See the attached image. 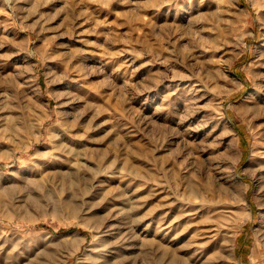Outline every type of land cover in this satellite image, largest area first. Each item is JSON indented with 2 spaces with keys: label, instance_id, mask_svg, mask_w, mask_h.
Masks as SVG:
<instances>
[{
  "label": "rangeland",
  "instance_id": "obj_1",
  "mask_svg": "<svg viewBox=\"0 0 264 264\" xmlns=\"http://www.w3.org/2000/svg\"><path fill=\"white\" fill-rule=\"evenodd\" d=\"M263 71L264 0H0V264H264Z\"/></svg>",
  "mask_w": 264,
  "mask_h": 264
},
{
  "label": "bare ground",
  "instance_id": "obj_2",
  "mask_svg": "<svg viewBox=\"0 0 264 264\" xmlns=\"http://www.w3.org/2000/svg\"><path fill=\"white\" fill-rule=\"evenodd\" d=\"M242 108H244V107H242ZM46 117H48V115H43V116L40 117V119H39V125L43 122V120ZM224 137H226V139L228 140V146H229V148H227V149L225 148L221 154H222L223 157L228 158V157H230L233 154L232 150L230 151V147H233L234 142L232 140L231 134L228 131H225L224 132ZM260 160L263 162V159H260ZM188 186H189L188 187V192L186 193V196L184 197V200H185L184 202L186 203V212H184L182 214V216H180V217H182V219L179 218L180 219V221H179L180 223H183V222L185 224L186 223H190L191 222L190 221L191 220L190 218H192L193 215L196 214V211H202V210H205L206 209L207 212H212V215L215 214V213L217 214V212L219 211V210H217V208L220 207V206H218V205L215 204L214 195L212 194V191H209V190H207L204 187H198L195 182L188 183ZM220 189L221 190H219V192L222 193L223 196L225 197V201L224 202H227V204L230 203V205L232 207L235 206L234 202H237L238 200L242 199V191H243V188L241 186L239 187V191H241V193L238 196V199H235L234 198L233 200H231V198L229 197V195H230V192H232V191L234 192V189H232V191H231L229 185L228 186H222ZM162 220H164V219H162ZM163 224L160 223V226H162ZM187 227H188V225H184L183 226V229L185 230ZM166 239H167V236H166L165 233H163V235H162V241L158 242V246L161 249H163V252H164V250H166V245H164V242H165ZM257 243L258 242L255 241V246H253V248H252V254H251L252 256L258 251V244ZM100 253H101L102 257L105 258L104 257L105 256V251L104 252L102 251Z\"/></svg>",
  "mask_w": 264,
  "mask_h": 264
},
{
  "label": "trees",
  "instance_id": "obj_3",
  "mask_svg": "<svg viewBox=\"0 0 264 264\" xmlns=\"http://www.w3.org/2000/svg\"><path fill=\"white\" fill-rule=\"evenodd\" d=\"M245 143H246V142H245ZM246 144H247V143H246ZM0 165H1V164H0ZM41 227H45V226H42V225H41Z\"/></svg>",
  "mask_w": 264,
  "mask_h": 264
}]
</instances>
